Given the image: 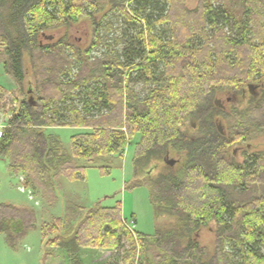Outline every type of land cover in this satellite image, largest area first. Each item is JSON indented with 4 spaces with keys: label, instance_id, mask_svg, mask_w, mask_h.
<instances>
[{
    "label": "trees",
    "instance_id": "1",
    "mask_svg": "<svg viewBox=\"0 0 264 264\" xmlns=\"http://www.w3.org/2000/svg\"><path fill=\"white\" fill-rule=\"evenodd\" d=\"M133 2L132 12L126 0H111L109 9L144 23L137 36L140 48L128 60L116 53L90 58L102 40L97 16L103 6L95 0H0L4 69L17 85L12 92L15 107L0 138V157L7 161L10 174L24 177L25 187L53 195L58 177L84 178L96 158L120 154L136 135L132 157L136 182L130 187L144 186L137 179L169 149L181 157L172 167L163 160L165 171L149 188L154 214L174 216V224L152 235L133 233L118 204L96 206L82 218L85 209L66 201L64 218H56L40 232L44 253L56 248L69 264H82L81 248L115 250L123 237L137 241L142 262L148 260L147 251L155 250L159 252L155 259L163 264H264V153L252 154L242 163L233 153L241 148L230 157L226 153L229 145L264 134V0H238V12L228 4L214 8L206 0H199L193 11L185 8L184 0ZM148 8L157 10L153 22ZM81 19H89L93 26L85 51L62 40L51 45L38 41L46 31ZM164 25L166 31L155 30ZM24 52L38 53L50 63L35 73L34 89L27 82L25 93L21 88ZM75 63L77 70L71 75ZM158 64L163 67L161 79H150L151 68ZM129 70L142 71L146 84L157 83L142 100L126 88ZM248 85L260 92L249 94L244 111L225 114L224 108L214 105L222 94L243 98ZM75 100L79 108L70 106ZM217 118L228 123L227 129L223 124L224 135L217 131L221 122ZM189 119L201 122L196 137L181 132ZM55 127L90 132L71 136L67 153L58 136L45 131ZM76 159L86 165L77 166ZM211 222L216 239L208 257L193 235ZM34 227V211L0 204V234L9 248ZM60 229L67 238L59 235ZM133 254L134 250L125 260L130 262Z\"/></svg>",
    "mask_w": 264,
    "mask_h": 264
},
{
    "label": "rangeland",
    "instance_id": "2",
    "mask_svg": "<svg viewBox=\"0 0 264 264\" xmlns=\"http://www.w3.org/2000/svg\"><path fill=\"white\" fill-rule=\"evenodd\" d=\"M99 5L103 6V11L98 15V21L101 24V43L97 48L90 53V58H103L106 54L116 53L124 55L128 60L133 59L140 48V41L137 39L138 33L144 27L143 21L134 19L129 21L123 16H118L116 13H109L111 0H95ZM214 8H219L221 5H232L233 11L238 12L239 6H236L238 0H206ZM160 2V1H158ZM199 0H184V6L187 10L193 11L197 8ZM126 8L132 12L134 8L133 0H126ZM147 13H150L152 22L157 17V10L148 8ZM168 28V25L155 27V30L160 31ZM93 26L89 19H81L77 23L60 27L54 30L46 31L42 36L38 37V41L42 45L55 44L62 40L65 45L81 52L85 51L92 40ZM50 43V44H49ZM197 43V40H195ZM4 47L0 44V138L4 130L7 128V123L11 118V113L15 107L12 92L15 91L17 85L14 79L10 76L7 69H4V63L7 58L3 54ZM66 54L70 55L68 49ZM34 57V59H32ZM40 56L38 53H33L31 56L28 52L22 55V70L23 79L21 88L23 92L27 91V82H31L34 89L36 87L35 73L40 72L42 65L50 66L46 57ZM41 59V60H39ZM125 60H127L124 57ZM123 60V59H122ZM77 64L75 63L71 75L75 74ZM163 67L157 65L151 68L152 76L150 79L160 80L162 77ZM128 76L129 83L126 88L132 89L135 96L142 100L148 90L157 83L146 84V76L143 72H131ZM29 88V87H28ZM29 92V91H28ZM259 93L260 90L254 88V93ZM37 93H34V100H37ZM230 98V102H226ZM249 93L245 88L243 98L241 95L222 94L216 100H220L224 106L225 114L234 115V111H244L248 106ZM33 100V99H32ZM32 102V101H31ZM71 107H80L77 100L73 101ZM218 122L227 129V121L221 120ZM193 123V121L191 120ZM194 124V123H193ZM197 125V126H196ZM200 120H196L195 128L189 126L181 127V132L185 135L196 137L201 128ZM224 128V127H223ZM46 133L58 136L63 148L67 153L70 151L71 136L80 132H90L89 129H77L74 127H55L45 129ZM228 137V136H227ZM139 140L136 135L132 141L128 142L124 150L120 154L110 155L106 157L96 158L92 167H88L84 171V178L69 181L62 176L58 177L53 195L43 190L32 189L24 186V177L16 174H10L7 167V161L0 157V204L12 205L17 208H25L35 212V227L29 230L26 235L18 242L16 247L9 248L4 244V236L0 234L2 246L8 254V258L0 253V264H69L65 254L56 248L46 249L42 245L41 231L46 229V225L51 224L56 218L63 219L66 213V201L85 209L82 218L89 209L96 206L114 207L117 204L120 207L122 218L125 219V224L134 233L135 231L152 235L158 228L169 227L176 222L174 216H168L160 213L154 214L149 201V188L151 181H156L165 171L163 160L165 156L168 159L174 160L177 164L180 161V155L169 149L163 158L152 160L143 174L137 179L145 185L140 187H130L133 181L136 182L133 173L132 157L134 148ZM250 145V150L246 151L245 146ZM241 148L235 153V161L242 163L249 160V157L255 153H264V134H256L247 141L229 145L226 150L230 157L234 149ZM77 166L86 165L84 161L74 160ZM177 166V165H176ZM100 167L106 168L105 170ZM82 218L80 220H82ZM131 221H134L133 223ZM80 221L73 224V230H76ZM66 231L60 229L59 235L62 238H67ZM192 237V236H191ZM193 238L200 247L206 249L207 256H212L215 248L216 226L213 222L206 227H201ZM187 239L181 241L182 246H185ZM134 250L130 262L125 260L126 255ZM50 252L51 254H48ZM158 251H147V261L142 262V255L137 241L121 238L118 249H101V248H81L79 257L82 264H163L157 261L155 257ZM157 254V255H156ZM156 255V256H155Z\"/></svg>",
    "mask_w": 264,
    "mask_h": 264
},
{
    "label": "water",
    "instance_id": "3",
    "mask_svg": "<svg viewBox=\"0 0 264 264\" xmlns=\"http://www.w3.org/2000/svg\"><path fill=\"white\" fill-rule=\"evenodd\" d=\"M254 88H256V86L254 85H248L247 89H248V93L251 95V96H255L254 94ZM30 101H32V99L30 98ZM226 102H230V98L227 99ZM214 105L217 107V108H220V109H223L224 106L222 105V102L220 100H215L214 101ZM185 124L188 125V126H191V128H195V124H193L191 122V120H186L185 121ZM217 127V131L219 132V134L221 135H224V128L221 124L217 123L216 125ZM247 149L250 150V145L248 144L247 145ZM233 153L235 154L236 151L234 150ZM164 163L167 164L168 166H174L175 164V161L174 160H171V159H168V157L166 156L165 159H164Z\"/></svg>",
    "mask_w": 264,
    "mask_h": 264
},
{
    "label": "crops",
    "instance_id": "4",
    "mask_svg": "<svg viewBox=\"0 0 264 264\" xmlns=\"http://www.w3.org/2000/svg\"><path fill=\"white\" fill-rule=\"evenodd\" d=\"M4 241V240H3ZM4 244H5V241H4ZM6 245V244H5ZM0 253L1 255L5 256L6 258H8V254L7 252H5L3 246H2V242L0 241Z\"/></svg>",
    "mask_w": 264,
    "mask_h": 264
},
{
    "label": "flooded vegetation",
    "instance_id": "5",
    "mask_svg": "<svg viewBox=\"0 0 264 264\" xmlns=\"http://www.w3.org/2000/svg\"><path fill=\"white\" fill-rule=\"evenodd\" d=\"M254 94H255V96L257 95L256 92Z\"/></svg>",
    "mask_w": 264,
    "mask_h": 264
}]
</instances>
